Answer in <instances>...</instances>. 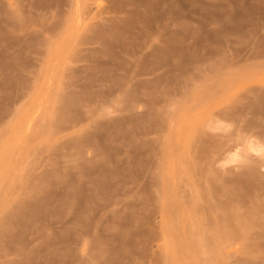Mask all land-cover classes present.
<instances>
[{"label": "rangeland", "instance_id": "1", "mask_svg": "<svg viewBox=\"0 0 264 264\" xmlns=\"http://www.w3.org/2000/svg\"><path fill=\"white\" fill-rule=\"evenodd\" d=\"M0 264H264V0H0Z\"/></svg>", "mask_w": 264, "mask_h": 264}]
</instances>
